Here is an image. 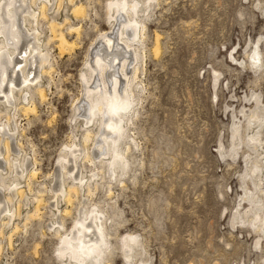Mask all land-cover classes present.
<instances>
[{"label": "rangeland", "instance_id": "1", "mask_svg": "<svg viewBox=\"0 0 264 264\" xmlns=\"http://www.w3.org/2000/svg\"><path fill=\"white\" fill-rule=\"evenodd\" d=\"M142 1L143 8L150 7L139 13L146 26L138 44L142 86L135 89L128 114L126 131L135 143L125 155L127 174L120 183L109 179L106 162L79 163V173L90 178L101 169L105 179L93 194L73 196L71 203L64 200L59 162L67 145L82 149L84 128L75 108L92 47L110 29L109 0L71 3L85 7V18L74 16L68 0L58 12L50 11L56 22L69 18L59 29L75 44L62 54L57 39L46 43L53 35L42 21V48L53 67L40 79L46 99L31 90L36 112L27 113L21 107L31 104L30 97L17 93L16 109L0 114V126L10 122L13 146L28 161L23 168L37 170L31 191L25 174L19 177L22 197L7 203L0 190V209H9L8 217L19 214L0 215V264H62L66 259L56 250L61 235L72 230L78 202L104 212L111 249L102 264H264V228L252 221L253 212H264V195L255 185L258 174L248 171L256 166L264 177V149L249 141L251 136L264 141V0ZM69 24L79 31L69 32ZM254 113L261 119L252 125ZM234 125L239 133H233ZM91 128L101 131L98 122ZM127 142L119 141L120 148ZM86 148L95 156L92 141ZM55 187L61 190L57 197L51 192ZM40 194L45 199L40 217L26 222ZM252 194L258 195L260 210L249 201ZM127 235L138 238L131 261L122 247Z\"/></svg>", "mask_w": 264, "mask_h": 264}, {"label": "bare ground", "instance_id": "2", "mask_svg": "<svg viewBox=\"0 0 264 264\" xmlns=\"http://www.w3.org/2000/svg\"><path fill=\"white\" fill-rule=\"evenodd\" d=\"M62 1L0 0V114L3 112L5 115H9V111L16 109L12 108L15 105H13L12 100H15L17 93L19 96L25 94L30 97L31 104L21 107L27 113L36 112L31 90L38 94L41 101L46 99L40 79L43 74L50 75L53 67L48 64L49 56L45 49L42 48L43 45L50 42L53 38L57 39L59 52L62 54L65 49L72 48L75 44L74 41L70 42L59 29L69 22V18L65 17L64 21L60 23L50 17V11L54 9L52 14L56 11L58 12ZM68 1L71 4L75 0ZM142 3V0H109L108 19L111 30L101 32L95 45L91 46L90 58L87 59V70L81 75L83 82L82 97L79 101L81 105L79 104L75 108V111L80 114L81 127L84 128L82 149L76 143L67 145V151L61 155L59 162L63 187L66 184L64 191L66 193L62 194L64 200L66 199L68 203L72 202L73 196L77 197L81 194L84 198V196L93 194V190L98 189L102 183L101 181L105 179V172L101 169L92 172L90 178L83 173H79V163L95 164L99 162V164L103 165L106 162L109 167L110 180H117L127 174L128 164L125 155L131 148L130 144L135 143L126 131L130 121L128 114L133 111L135 89H141L142 86L138 83V59L140 57L138 44L145 37L146 26L141 20L139 13L144 15L145 11L150 7L146 6L143 8L141 6ZM71 6L73 5L71 4ZM140 7L143 9H140ZM71 10L74 16L78 18L79 16L86 17L85 7L81 3L75 4ZM42 21L49 22V31L53 35L52 38L49 37L47 39L45 44H43L42 32L39 29ZM67 29L69 32L79 31V27L70 24ZM158 38L159 36L156 35V40ZM155 52L158 51L155 50ZM36 58L39 62L38 64ZM253 60L256 63L255 66L258 67L261 62L260 54L256 53L253 56ZM46 64H48V67L45 66ZM253 96L254 102L260 106V96L258 94ZM1 107L4 108L1 109ZM86 113L89 116H86ZM97 116L101 117L96 120ZM253 118L251 120L253 122L252 125H255L261 119L257 114L253 115ZM97 122L101 131L93 132L91 127ZM239 127L234 125V134L238 132ZM13 136L15 137V132L12 130L10 122L7 126H0V190H4L3 198L5 201H3L7 203L12 202L14 196L22 197L24 195V190L19 187V177H23L25 174L27 188L31 191L32 179L37 174V170L24 169L25 162L28 161H25L24 156L20 154L21 152L15 150ZM125 140L128 142L125 148L122 147V149L119 146V141ZM90 141L93 142L94 148L99 153L97 155V152H93L92 154L95 155L93 157H91V152L86 148L87 143ZM249 141L254 145L258 144L257 148L264 149V141L258 136L249 137ZM261 155H264V150ZM106 156L108 157L107 161H105ZM248 171L253 175L258 174L255 178V185L261 189L264 195V177L260 176V170L253 166ZM14 172L16 174L15 177L13 176L14 178H9V180V175ZM55 175L57 176L58 173ZM69 179H72V183H67ZM119 180L120 183L123 182L122 179ZM58 191L61 192L60 189L51 190V192H54L53 197H57ZM40 192L43 191L40 190ZM247 193L246 191L245 194ZM42 195L34 197L37 206H35L33 212L26 214V222L37 216L40 217V205L42 204L43 206L45 203ZM256 195L252 194L249 197V201H254ZM48 201L46 203L50 204V201ZM258 201L255 202V207L259 209L262 207ZM78 203L80 210H78V216L74 220L72 230L61 235V242L56 253L60 258L66 259L62 264H102L104 255L110 252L111 249L108 234L106 233L107 220L104 212L96 207L93 210H86L85 203ZM1 205L0 199V208ZM6 210V213L10 212L9 209ZM68 212L65 209L63 214L67 215ZM3 213L4 216L8 215L4 210L0 209V215ZM13 215L15 216L16 213L14 212L7 218L11 219ZM252 221L259 223L260 229L264 228V212H253ZM58 222L61 223L62 220ZM55 223L52 222V224ZM61 224L59 228L62 225L64 226V224ZM58 232L56 234H60V230ZM124 240L125 243L124 245L122 244V247L125 254L128 253L127 259L131 261V252L138 243V238L134 235H127Z\"/></svg>", "mask_w": 264, "mask_h": 264}]
</instances>
